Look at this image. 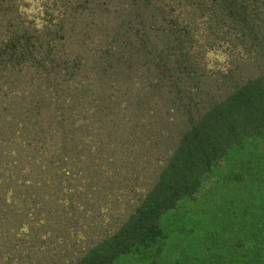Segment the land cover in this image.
<instances>
[{
  "label": "trees",
  "instance_id": "16d2710c",
  "mask_svg": "<svg viewBox=\"0 0 264 264\" xmlns=\"http://www.w3.org/2000/svg\"><path fill=\"white\" fill-rule=\"evenodd\" d=\"M261 137L264 0H0V264H264L256 171L162 220Z\"/></svg>",
  "mask_w": 264,
  "mask_h": 264
},
{
  "label": "rangeland",
  "instance_id": "374dc122",
  "mask_svg": "<svg viewBox=\"0 0 264 264\" xmlns=\"http://www.w3.org/2000/svg\"><path fill=\"white\" fill-rule=\"evenodd\" d=\"M207 57L209 58L208 66L215 67V63L212 56L208 55ZM237 170L243 173H247V175L255 171L258 172L256 176V183L251 184L252 188L258 186L261 178L264 177V137L248 140L245 142V144H243V148L240 151L230 152L226 161L224 162V165H222L216 171L211 173L208 178L202 179V186L196 193V195L193 197V199H182L176 209L168 211L166 214H164L162 220L165 224L166 232L167 229L172 228L175 225H182L183 228L186 226L185 223H188L190 226L192 225L196 227L199 221L201 220V210L203 209V206L206 205L205 198L214 196V194H209L208 192L217 191L220 193H224L225 190H227L226 185L228 179L226 180V177L228 175V172H236ZM224 172L225 176L223 177ZM260 188L261 187H259V189ZM229 191L233 190L230 189ZM235 191H246L243 200L244 203L245 201H249V195H251L250 193L252 191L250 186L242 184L240 188L236 189ZM210 204L217 206V202H212ZM169 245L172 247L171 242H169ZM178 245H180V242H173L175 250H179ZM170 252L172 253V248L170 249ZM172 256L173 255L170 254L171 258ZM136 258L137 257L135 256V253H130L121 259V264H141L139 261H136Z\"/></svg>",
  "mask_w": 264,
  "mask_h": 264
}]
</instances>
